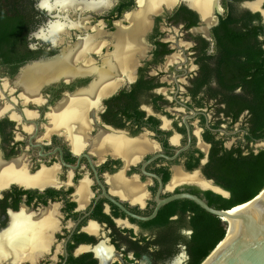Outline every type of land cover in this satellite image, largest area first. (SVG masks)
<instances>
[{"label":"flooded vegetation","instance_id":"af4514ba","mask_svg":"<svg viewBox=\"0 0 264 264\" xmlns=\"http://www.w3.org/2000/svg\"><path fill=\"white\" fill-rule=\"evenodd\" d=\"M12 2L0 264H191L204 208L159 200L264 149V0Z\"/></svg>","mask_w":264,"mask_h":264},{"label":"trees","instance_id":"16d2710c","mask_svg":"<svg viewBox=\"0 0 264 264\" xmlns=\"http://www.w3.org/2000/svg\"><path fill=\"white\" fill-rule=\"evenodd\" d=\"M0 1V16H2L0 21V43H2L13 39V34L9 31L14 29V26L11 25L14 21L10 22L8 16L24 15L21 9L13 7L16 4L13 5L12 0H9V11H7L6 2ZM220 173L223 178H220L217 183L228 190L231 195L224 197L221 194L207 190L204 198L210 206L218 209H228L249 201L264 187V149L256 154L251 153L249 155H242L239 152L237 157L232 158L230 162L220 167ZM187 201L196 204L191 200ZM198 207L200 206L198 205ZM204 211L206 224L204 228L199 230L200 237L194 246V260L191 264H200L226 234L224 221L219 216L205 209Z\"/></svg>","mask_w":264,"mask_h":264},{"label":"water","instance_id":"95a60500","mask_svg":"<svg viewBox=\"0 0 264 264\" xmlns=\"http://www.w3.org/2000/svg\"><path fill=\"white\" fill-rule=\"evenodd\" d=\"M212 189L224 197L231 195L218 185L213 184ZM181 198L195 201L206 211L219 216L226 226L224 238L200 264H264V187L249 201L228 209L210 206L205 199L193 193L160 199L159 206ZM240 206L243 207L235 210Z\"/></svg>","mask_w":264,"mask_h":264},{"label":"clouds","instance_id":"9594fccd","mask_svg":"<svg viewBox=\"0 0 264 264\" xmlns=\"http://www.w3.org/2000/svg\"><path fill=\"white\" fill-rule=\"evenodd\" d=\"M60 3H61V0H40L38 7L52 11L53 8ZM62 28H63V25H60V24H49L47 34L45 33V30L42 28L40 32L38 33V35L47 40V39H50L52 36H54Z\"/></svg>","mask_w":264,"mask_h":264},{"label":"bare ground","instance_id":"6f19581e","mask_svg":"<svg viewBox=\"0 0 264 264\" xmlns=\"http://www.w3.org/2000/svg\"><path fill=\"white\" fill-rule=\"evenodd\" d=\"M195 179H196V178H195ZM204 184L206 185V182H204ZM243 206H245V205H243ZM243 206L237 207V208H235V210H236V209H239V208H242Z\"/></svg>","mask_w":264,"mask_h":264}]
</instances>
